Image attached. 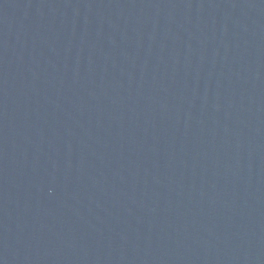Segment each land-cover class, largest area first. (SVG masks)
<instances>
[{"label":"water","instance_id":"1","mask_svg":"<svg viewBox=\"0 0 264 264\" xmlns=\"http://www.w3.org/2000/svg\"><path fill=\"white\" fill-rule=\"evenodd\" d=\"M0 264H264V0H0Z\"/></svg>","mask_w":264,"mask_h":264}]
</instances>
